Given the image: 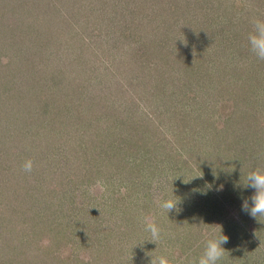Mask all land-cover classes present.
<instances>
[{
  "label": "rangeland",
  "instance_id": "obj_1",
  "mask_svg": "<svg viewBox=\"0 0 264 264\" xmlns=\"http://www.w3.org/2000/svg\"><path fill=\"white\" fill-rule=\"evenodd\" d=\"M256 19L264 0H0V264H194L220 230L218 264H264L242 210L264 167Z\"/></svg>",
  "mask_w": 264,
  "mask_h": 264
},
{
  "label": "clouds",
  "instance_id": "obj_2",
  "mask_svg": "<svg viewBox=\"0 0 264 264\" xmlns=\"http://www.w3.org/2000/svg\"><path fill=\"white\" fill-rule=\"evenodd\" d=\"M248 45L250 51L259 60H264V20L256 19L252 24V31L249 33ZM3 63H7L5 58ZM33 169V161L31 159L24 162L22 170L26 173H30ZM245 187L254 190L250 197L251 205H249L248 199H244L242 203V210L249 213L253 218L264 217V167H258L247 175V182ZM99 188L101 193L107 191L106 187L101 182H97L95 186L89 189L90 193L95 194L96 189ZM125 191L122 189V192ZM155 203L158 208L164 210L167 215L172 210L176 209L178 200L164 199L162 195H156ZM142 224L145 231L150 233L151 242L157 244L161 238V229L156 223L155 216L152 214L142 217ZM221 228V227H220ZM228 242V237L222 234V230L218 234H207L203 253L194 264H218V261L224 256L226 251L222 245ZM51 243L47 238L42 241L44 246H48ZM82 260L85 264H88L90 257L82 256ZM150 264H181L176 254L160 255L158 257H151Z\"/></svg>",
  "mask_w": 264,
  "mask_h": 264
}]
</instances>
